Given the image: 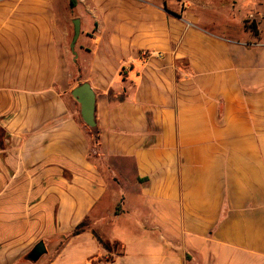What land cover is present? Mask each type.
I'll return each instance as SVG.
<instances>
[{"label":"crops","instance_id":"1","mask_svg":"<svg viewBox=\"0 0 264 264\" xmlns=\"http://www.w3.org/2000/svg\"><path fill=\"white\" fill-rule=\"evenodd\" d=\"M75 2L0 0V264H264V12L239 38L162 0Z\"/></svg>","mask_w":264,"mask_h":264},{"label":"rangeland","instance_id":"2","mask_svg":"<svg viewBox=\"0 0 264 264\" xmlns=\"http://www.w3.org/2000/svg\"><path fill=\"white\" fill-rule=\"evenodd\" d=\"M162 1L165 7L177 14H182L185 8L190 9V11L200 23V26L205 27L208 30L232 36H237L239 34L237 36L239 38L243 37L241 35L244 34V32L255 35V33L253 32L254 30H251L249 27L254 23L257 29L256 22L259 18L258 16H261V12H264V0H260L262 7V11L260 9V13L258 8L252 7L254 0H235L237 4H225V6H223L224 3L218 2V0ZM220 5L222 8L220 7ZM74 16H68V26L70 28V32L73 29L71 19L74 18ZM86 20H88V18H84V21ZM259 23L262 39L264 40V20H261ZM81 40L82 39H79L78 43L81 42ZM94 148L95 147L92 146V148L90 149L89 157L91 160L96 161V163L100 165V161H97L98 158L95 154Z\"/></svg>","mask_w":264,"mask_h":264},{"label":"water","instance_id":"3","mask_svg":"<svg viewBox=\"0 0 264 264\" xmlns=\"http://www.w3.org/2000/svg\"><path fill=\"white\" fill-rule=\"evenodd\" d=\"M73 25V37L70 43V51L74 57V61L76 60V52L75 46L77 39L80 34V22L79 19L75 18L72 20ZM71 97L77 102L79 105V115L83 122V124L89 129H93L96 127L95 120V93L90 87V85L86 82L81 83L74 87L70 92ZM46 252V248L43 242H39L34 246L31 252L28 255V259L31 262L37 261L44 253Z\"/></svg>","mask_w":264,"mask_h":264},{"label":"trees","instance_id":"4","mask_svg":"<svg viewBox=\"0 0 264 264\" xmlns=\"http://www.w3.org/2000/svg\"><path fill=\"white\" fill-rule=\"evenodd\" d=\"M69 5H70L71 8H74L75 5H76L75 0H69ZM249 28H250L251 30H254L253 32L255 33V35H257V29H256V25H254V23L251 24ZM80 84H81V83H80ZM78 85H79V84H78ZM83 125H84V124H83ZM84 126H85V125H84ZM85 128H86V126H85ZM87 128H88V127H87ZM87 128H86V129H87ZM88 129H89V128H88ZM88 129H87V130H88ZM88 131L91 132V134H92V136H93V145L96 147V146L98 145V141H99V136H98V133H97V128L95 127V128H93V129H89ZM118 210H119V208L117 207V209L115 210V213H118ZM85 225H86V222L81 223L79 226H77V227L75 228V230L73 231L72 234H73V235H76V234L80 233V232L84 229ZM98 240H99L100 245H101L105 250L110 251L111 246H110L109 243H107L106 241H104V240H103L102 238H100V237H98ZM28 255H29V254H28ZM28 255H27V257H26V260H29V259H28Z\"/></svg>","mask_w":264,"mask_h":264}]
</instances>
